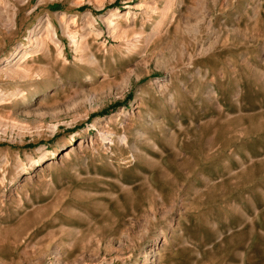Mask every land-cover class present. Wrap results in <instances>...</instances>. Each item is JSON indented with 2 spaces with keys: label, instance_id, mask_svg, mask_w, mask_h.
Returning <instances> with one entry per match:
<instances>
[{
  "label": "rangeland",
  "instance_id": "374dc122",
  "mask_svg": "<svg viewBox=\"0 0 264 264\" xmlns=\"http://www.w3.org/2000/svg\"><path fill=\"white\" fill-rule=\"evenodd\" d=\"M0 8V264H264V0Z\"/></svg>",
  "mask_w": 264,
  "mask_h": 264
},
{
  "label": "bare ground",
  "instance_id": "6f19581e",
  "mask_svg": "<svg viewBox=\"0 0 264 264\" xmlns=\"http://www.w3.org/2000/svg\"><path fill=\"white\" fill-rule=\"evenodd\" d=\"M41 1H44V0H40V2ZM118 12L119 11L117 9H112V10L109 11V14H108V16L106 18V19H108V21L110 20L108 22L109 25L112 24L111 17H114ZM16 14H17L16 11L12 12V14L9 17L5 18V20H4L5 23H1V25H4L9 32H11L16 27V20H15L16 19ZM0 16H2V15L0 14ZM41 21L42 20H39V22L28 31L27 39L32 43L33 48H35V49H42L43 50V48L46 47L47 44H46V41L44 40L45 38L44 39L42 38V33L40 32V31H42V29L46 32V35L49 38H51V40L55 43V45L58 42H56L57 40H55L56 32L54 31V29H53V27H52V25H51V23L49 21V18H46L45 19V23L46 24L44 25V27L41 25V23H43ZM158 22H159V20H158ZM158 22H157V25L155 27H153L154 29L151 31V33H149L147 35V39L152 38V36L155 35L156 32L158 31V27H159ZM63 30H64V32H66L68 34V36L71 38V40H72L73 43H77L75 41V39H74V35H73L74 33L72 34L71 32H69L68 31V28L66 26H63ZM26 52L27 51H25L24 49H22V47L20 48V46H19L15 54H13V55H11V56H9L7 58L2 59L0 61V76L1 75H4L6 78L7 77H11L12 78L14 76H16V77L17 76L18 77H24L25 72L23 73L22 71H19L16 67L18 65V62L22 61L26 57V55H28ZM23 70H25V69H23ZM17 93L20 94L21 93V90H17L15 94H12L11 93V95H8V98L11 97V96L14 97ZM1 96L2 95L0 94V97ZM54 253H55V255L58 254V252L56 250H53V254ZM56 260H57V257H56ZM38 264H40V263H38Z\"/></svg>",
  "mask_w": 264,
  "mask_h": 264
}]
</instances>
